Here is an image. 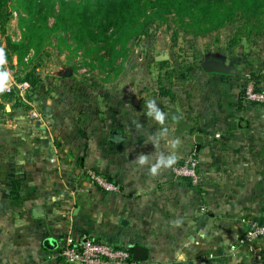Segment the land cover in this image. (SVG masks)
I'll return each mask as SVG.
<instances>
[{"label":"crops","instance_id":"obj_1","mask_svg":"<svg viewBox=\"0 0 264 264\" xmlns=\"http://www.w3.org/2000/svg\"><path fill=\"white\" fill-rule=\"evenodd\" d=\"M200 63L173 100L156 98L152 109L140 104L136 121L127 104L105 105L104 133L94 137L81 162L118 191L85 182L70 197L73 192L58 184L50 201L46 187H33L40 193L31 213L34 225H41L42 247L49 249L47 238L56 250L67 235H84L131 251L145 247L146 259L135 264H264V237L227 251L247 219L264 221V104L241 98L242 80L235 74L205 72ZM258 82L264 90V69ZM114 116L120 118L115 124ZM99 124L96 119L94 129ZM191 151L199 162L196 186L171 170Z\"/></svg>","mask_w":264,"mask_h":264},{"label":"rangeland","instance_id":"obj_2","mask_svg":"<svg viewBox=\"0 0 264 264\" xmlns=\"http://www.w3.org/2000/svg\"><path fill=\"white\" fill-rule=\"evenodd\" d=\"M9 5L6 35L19 48L4 60L6 79L26 81L31 73L37 82L27 80L26 92L0 99V264H39L46 253L45 264H68L56 257L55 249L40 244L41 225H34L31 213L32 199L40 193L33 187H46L50 201L58 184L73 192L70 197L84 190L81 183L90 182L89 169L81 157L87 158L94 137L104 133L105 105L127 104L136 121L140 104L152 109L155 100L159 103L156 98L173 100L190 74L188 67L204 58H218L234 69L242 90L264 69V13L247 18L238 11L218 28L201 30L195 19L185 16L182 22L161 5L150 14L147 33L120 48L110 39L81 37L70 20L60 30L48 31L57 4L54 14L45 0H11ZM4 46L0 36V51ZM164 56L167 62L159 65L157 58ZM96 119L101 124L94 129ZM119 119L114 116L113 123ZM15 179L21 181L17 194L11 188Z\"/></svg>","mask_w":264,"mask_h":264},{"label":"trees","instance_id":"obj_3","mask_svg":"<svg viewBox=\"0 0 264 264\" xmlns=\"http://www.w3.org/2000/svg\"><path fill=\"white\" fill-rule=\"evenodd\" d=\"M11 0H0V36L4 37L5 46L2 48V62H0V84L6 81L4 60H10L13 52L18 51L19 45L11 41L6 35V26L12 17L10 9ZM49 14H54L55 5H58V14L54 25L48 31L60 30L67 21H71L80 32L81 37L95 42L110 41L118 43L120 48L130 38H137L147 33L150 14L153 10H160L161 5L174 12L180 21L184 22L185 16L189 20L195 19L196 25L201 30L216 29L226 21L231 20L241 12V16L249 18L257 13H264V0H45ZM90 23L89 19L95 18ZM66 21V23H65ZM90 24H94L92 26ZM43 21L37 30L41 29ZM96 27V30L89 29ZM111 29V33H105ZM112 35L114 37H112ZM167 61H157L159 65ZM195 65L188 67V71ZM188 77V76H187ZM21 79L18 81H24ZM35 84L32 74L26 76V81ZM255 81L258 85V77ZM258 87H260L258 85ZM242 94V90L240 91ZM13 92L0 93V99L5 100ZM166 94V93H164ZM3 104L0 102V109ZM20 179L12 181V191L15 194L20 189ZM129 250V249H128ZM132 252L131 250H129Z\"/></svg>","mask_w":264,"mask_h":264},{"label":"built area","instance_id":"obj_4","mask_svg":"<svg viewBox=\"0 0 264 264\" xmlns=\"http://www.w3.org/2000/svg\"><path fill=\"white\" fill-rule=\"evenodd\" d=\"M29 89L27 81H10L6 79L0 84V93L16 92L24 93ZM241 98L245 102L264 104V90L258 87L255 80L247 81L242 88ZM31 115L36 116L35 112ZM198 157L191 152L182 163L172 165L171 170L174 176L187 178L194 186L200 182L198 174ZM89 181L105 192H116L119 186L110 181L103 174L93 170L87 171ZM205 211V208H201ZM264 237V221L255 218L245 221V230L237 242L227 247L228 253H234L238 247L245 246L252 241ZM56 257L68 264H135L132 252L123 247L110 245L104 242L94 241L86 236L74 237L67 235L61 246L56 248ZM203 255L201 258H205ZM208 258H213V253H207Z\"/></svg>","mask_w":264,"mask_h":264},{"label":"water","instance_id":"obj_5","mask_svg":"<svg viewBox=\"0 0 264 264\" xmlns=\"http://www.w3.org/2000/svg\"><path fill=\"white\" fill-rule=\"evenodd\" d=\"M157 59L158 60L165 59V56L159 57ZM200 64H201L202 69L205 72H217V73H224V74H233L234 73V69L225 65V63L222 60L206 58ZM200 139H201L200 135H198V134L195 135L194 141L197 144V148H198V143L200 142ZM34 215H35V212H34ZM43 245L46 248L53 249L56 247V242L53 239L47 238V239H44ZM147 253H148V251L145 247L140 246V245H135L133 247V250H132V257L136 261H142V260L146 259Z\"/></svg>","mask_w":264,"mask_h":264},{"label":"clouds","instance_id":"obj_6","mask_svg":"<svg viewBox=\"0 0 264 264\" xmlns=\"http://www.w3.org/2000/svg\"><path fill=\"white\" fill-rule=\"evenodd\" d=\"M2 57H3V54H2V51H0V62H2ZM157 119H162V114H157ZM143 162H144V158L141 157V163ZM158 167L159 165H156L151 169L152 174H156Z\"/></svg>","mask_w":264,"mask_h":264}]
</instances>
